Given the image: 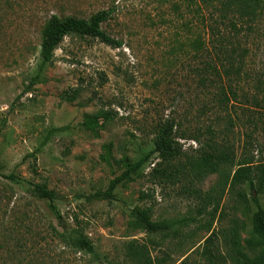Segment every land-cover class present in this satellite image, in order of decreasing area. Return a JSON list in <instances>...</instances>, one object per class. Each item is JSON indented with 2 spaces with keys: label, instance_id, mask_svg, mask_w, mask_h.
Returning <instances> with one entry per match:
<instances>
[{
  "label": "rangeland",
  "instance_id": "obj_1",
  "mask_svg": "<svg viewBox=\"0 0 264 264\" xmlns=\"http://www.w3.org/2000/svg\"><path fill=\"white\" fill-rule=\"evenodd\" d=\"M196 8L189 0H0V264H207L205 238L213 232V248L224 254L233 220L241 250L257 238L250 229V189H230L221 170L195 183V190L187 180L171 184L148 176L158 160L155 126L170 119L177 136L183 134L176 139L182 163L198 154L209 126L213 139L233 145L236 158L264 159L262 124L257 119L254 129L248 121L262 118L255 110L264 113L263 101L251 102L253 95L264 98L253 84L264 69V15L258 18L260 38L236 37L221 23L212 31V20ZM100 10L112 11L101 27L121 45L66 36L31 83L44 22L53 14L89 18ZM195 39L203 43L197 53L189 45ZM233 47L248 51L247 72L238 82L212 76L215 82L204 85V67L218 64L220 51ZM222 88L229 98L224 107L216 102ZM64 91L71 101L62 99ZM87 118L97 122L93 129L82 125ZM137 162L106 197L112 180ZM233 170L224 167L225 174ZM33 184L54 191L64 224L88 236L93 254L62 243L58 220L28 189ZM238 191L246 195L247 209ZM260 200L264 207V196ZM133 208H150L151 220L173 225L148 232L136 223ZM17 241L30 251L20 254ZM139 249L145 259L135 256Z\"/></svg>",
  "mask_w": 264,
  "mask_h": 264
},
{
  "label": "trees",
  "instance_id": "obj_2",
  "mask_svg": "<svg viewBox=\"0 0 264 264\" xmlns=\"http://www.w3.org/2000/svg\"><path fill=\"white\" fill-rule=\"evenodd\" d=\"M191 5L197 6L196 11H200V17L209 18L212 20L213 26L209 25L213 31L217 28L218 23L227 25L232 28L234 35L244 37L253 35L254 38L261 37V27L258 21L264 15V0H189ZM111 10H100L89 18H80L75 16L59 17L55 14L51 15L43 24L40 32V57L37 66V72L32 79L33 83L39 79L42 70L52 62L54 57V51L58 48L59 44L63 41L64 37L70 35H76L79 37L88 36L98 39L100 42L112 46L119 47L121 42L112 38L106 33L101 24L105 22L111 16ZM204 12V13H203ZM202 15V16H201ZM203 21V20H202ZM189 45L195 46V49H202L203 43L199 39L191 40ZM205 48V47H204ZM218 57V64L208 63L203 70L204 81H201L205 85L211 83V77H215L217 80H221L222 77L228 78L232 83L238 82L242 78V75L247 71L244 70L245 58L248 51L245 48L236 49V47L228 50H221ZM245 72V73H244ZM254 89L256 94L264 93V69H261L256 74ZM222 88L219 97L216 99L217 104L220 107H224L229 103V98ZM230 94L234 99H237L236 92L230 88ZM62 99L71 101L73 99L72 94L64 91L61 94ZM251 102L255 106L261 105L263 99H259L253 95ZM248 101L247 99H245ZM262 118H257L253 115L249 118V123L255 129L257 127V119L261 122V129L264 132V113L261 114L257 110L255 112ZM231 125V116H227V121ZM97 122L93 118H87L82 125L89 126L93 129V125ZM176 123L173 119L165 120L162 123H158L155 126L154 136L152 138L153 152L156 155L157 162L154 163L151 171L149 172V178L154 182H168L175 184L181 180H187L193 187L194 184L201 182L207 175L220 172L224 175L226 185H229L230 189L239 188L246 185L251 191V200L254 205V210L250 215V229L256 235L257 238L246 240L247 250L243 251L239 247L237 239V223L233 220L232 225L229 228L228 234L225 236V244L227 246L226 252L223 254L217 252L213 248V236L211 232L204 240V246L202 249V256L207 264H264V207L261 202V197L264 196V159L253 160L250 156L244 154V156L236 158L233 145L230 143H224L213 139V130L210 126L206 132L210 134L208 140L199 146V152L187 162H181L180 157L183 155V151L178 141L179 137H183V134L177 136L175 130ZM227 127V125H226ZM227 129V128H226ZM251 137V134L247 135ZM200 143L197 136L192 138ZM141 162H137L133 165H129L119 176L114 178L110 183L109 189L105 193L106 197H112V190L114 187L128 179L132 173L139 167ZM230 165L234 167L233 172L225 174L224 167ZM10 181L19 184L20 181L12 174L5 176ZM21 184V183H20ZM32 196L38 200L45 201L47 203L48 210L58 220L62 232H59V238L65 246L70 247L74 251L84 252L88 254L94 253V246L88 236L83 233L80 228L69 227L64 224L62 216L57 206L55 205V193L53 190L48 189L42 184H33L28 188ZM195 190V189H194ZM238 201L245 209L248 208L247 197L244 193L239 192L237 194ZM217 207H214L213 215L217 212ZM131 215L134 217L136 223L146 229L148 232H164L172 227V222L166 221H153L150 218V208H133ZM17 250L20 254L28 253L29 247L20 244L17 241ZM10 250V248H9ZM15 250L9 252V254H15ZM135 256L145 259L143 250L135 252ZM151 263V262H150ZM41 264V263H40ZM159 264V263H157ZM175 264H189L185 259Z\"/></svg>",
  "mask_w": 264,
  "mask_h": 264
}]
</instances>
